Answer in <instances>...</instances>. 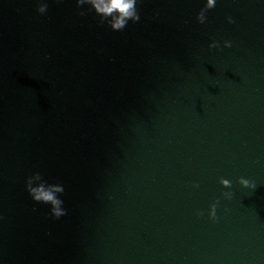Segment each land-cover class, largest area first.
<instances>
[{"label":"water","instance_id":"1","mask_svg":"<svg viewBox=\"0 0 264 264\" xmlns=\"http://www.w3.org/2000/svg\"><path fill=\"white\" fill-rule=\"evenodd\" d=\"M48 4L0 0V264H264V0L204 25V0H143L119 32Z\"/></svg>","mask_w":264,"mask_h":264},{"label":"clouds","instance_id":"2","mask_svg":"<svg viewBox=\"0 0 264 264\" xmlns=\"http://www.w3.org/2000/svg\"><path fill=\"white\" fill-rule=\"evenodd\" d=\"M218 0H204V7L199 11L196 16V21L200 25H204L207 20V13L212 10ZM55 3L62 4L64 0H55ZM78 9L85 6L89 11H93L98 16L100 25L107 26L114 32L123 31L129 22L136 24L140 21L141 17L138 11V5L143 3V0H75ZM49 8L48 0H37V13L40 16L47 14ZM81 17L86 15V12H79ZM227 23L234 24L235 21L232 17L227 18ZM233 47V42L224 40L222 45L218 40L213 41L208 45L209 51L230 49ZM220 185L225 188H231V183L227 179H221ZM239 185L243 189L250 192L255 190L256 184L249 179L240 178ZM193 187H199L193 185ZM25 190L31 199L37 204H43L49 207L50 216L53 219H60L67 214L64 207V200L61 198L64 195L65 188L61 183H48L40 172H34L25 180ZM231 192L223 193L225 199H231ZM216 204L210 206L209 218L213 221L216 219Z\"/></svg>","mask_w":264,"mask_h":264}]
</instances>
